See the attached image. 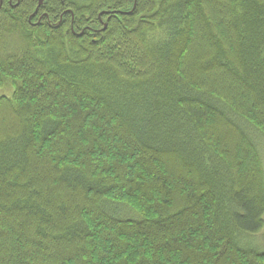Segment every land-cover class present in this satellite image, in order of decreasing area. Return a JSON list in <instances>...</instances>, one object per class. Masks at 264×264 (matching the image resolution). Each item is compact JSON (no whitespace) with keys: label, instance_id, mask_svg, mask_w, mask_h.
<instances>
[{"label":"trees","instance_id":"16d2710c","mask_svg":"<svg viewBox=\"0 0 264 264\" xmlns=\"http://www.w3.org/2000/svg\"><path fill=\"white\" fill-rule=\"evenodd\" d=\"M0 91V264H264V0H0Z\"/></svg>","mask_w":264,"mask_h":264},{"label":"rangeland","instance_id":"374dc122","mask_svg":"<svg viewBox=\"0 0 264 264\" xmlns=\"http://www.w3.org/2000/svg\"><path fill=\"white\" fill-rule=\"evenodd\" d=\"M0 93H2V92L0 91ZM7 95H9V94H7ZM254 140H255L256 144H258L259 153L262 154L261 157H262V162H263V166H264V142L261 141L257 136L254 137ZM263 220H264V215H263ZM249 239H250L249 243L253 248L260 250V251L264 250V226L259 233L255 234V235H251V237Z\"/></svg>","mask_w":264,"mask_h":264},{"label":"water","instance_id":"95a60500","mask_svg":"<svg viewBox=\"0 0 264 264\" xmlns=\"http://www.w3.org/2000/svg\"><path fill=\"white\" fill-rule=\"evenodd\" d=\"M39 1V5L41 4L42 0H38Z\"/></svg>","mask_w":264,"mask_h":264}]
</instances>
